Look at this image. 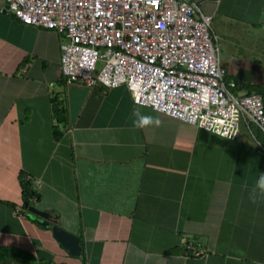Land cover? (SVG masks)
<instances>
[{"label":"crops","instance_id":"obj_1","mask_svg":"<svg viewBox=\"0 0 264 264\" xmlns=\"http://www.w3.org/2000/svg\"><path fill=\"white\" fill-rule=\"evenodd\" d=\"M191 1L227 49L231 90L264 85V0ZM61 41L0 11V248L21 253L0 264H264V197L249 199L264 174L258 128L225 137L134 105L123 84L66 82ZM134 109L160 125L135 127ZM21 171L33 205L78 236V255L21 207Z\"/></svg>","mask_w":264,"mask_h":264},{"label":"built area","instance_id":"obj_2","mask_svg":"<svg viewBox=\"0 0 264 264\" xmlns=\"http://www.w3.org/2000/svg\"><path fill=\"white\" fill-rule=\"evenodd\" d=\"M0 11L61 36L66 82L103 90L123 84L134 105L221 136L234 137L252 122L264 136L261 95L231 90L235 83L224 79L211 17L194 1L0 0ZM256 146L264 153V144Z\"/></svg>","mask_w":264,"mask_h":264},{"label":"trees","instance_id":"obj_3","mask_svg":"<svg viewBox=\"0 0 264 264\" xmlns=\"http://www.w3.org/2000/svg\"><path fill=\"white\" fill-rule=\"evenodd\" d=\"M251 91L258 92L261 95L262 102L264 105V85H260V84L248 85L246 87V92H251ZM52 113L55 116V119L57 120V122H62L63 113H62L61 105H58L56 107L52 106ZM52 131H53V135L55 138H57L59 136V134H61V131L57 127V124L53 125ZM259 131H260L259 129H257L255 131L256 137L259 140H261V142H264V137L262 136V134H260L261 131L260 132ZM18 182L20 185L22 201L25 200L28 203L33 204V202H31V201H33L32 198H34V199L37 198V194L31 188L30 181L28 179H26L25 173L22 171L18 173ZM21 207L23 208L24 206L21 205ZM35 217L38 219L37 216H35ZM79 243H80V240H79ZM8 255H14L15 256V255H21V253L18 251H15L14 249H11V248H0V258H3L4 256H8Z\"/></svg>","mask_w":264,"mask_h":264},{"label":"water","instance_id":"obj_4","mask_svg":"<svg viewBox=\"0 0 264 264\" xmlns=\"http://www.w3.org/2000/svg\"><path fill=\"white\" fill-rule=\"evenodd\" d=\"M22 205L31 213L37 215L42 226H47L49 223L52 237L67 250L68 253L78 255L80 253V244L78 236L61 227L56 218L51 216L48 211L37 208L35 205L23 200Z\"/></svg>","mask_w":264,"mask_h":264},{"label":"clouds","instance_id":"obj_5","mask_svg":"<svg viewBox=\"0 0 264 264\" xmlns=\"http://www.w3.org/2000/svg\"><path fill=\"white\" fill-rule=\"evenodd\" d=\"M132 115L134 117H137V119L133 120V124L137 128H144L150 125L155 124L156 126H159L161 121L153 117L151 115H142L138 112V110H133ZM233 135V134H232ZM231 135V136H232ZM225 137H231L227 132L224 133ZM264 197V174L260 175L256 182V186L252 188L249 192V199L256 203L258 198Z\"/></svg>","mask_w":264,"mask_h":264},{"label":"rangeland","instance_id":"obj_6","mask_svg":"<svg viewBox=\"0 0 264 264\" xmlns=\"http://www.w3.org/2000/svg\"><path fill=\"white\" fill-rule=\"evenodd\" d=\"M225 46V45H224ZM218 53L217 54H219L220 53V58L218 57V59H221V57L223 58V54L226 52L225 50H227L225 47H223L222 46V44H218Z\"/></svg>","mask_w":264,"mask_h":264}]
</instances>
